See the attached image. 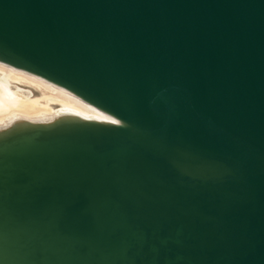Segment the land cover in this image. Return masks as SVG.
Segmentation results:
<instances>
[{"label":"water","instance_id":"obj_1","mask_svg":"<svg viewBox=\"0 0 264 264\" xmlns=\"http://www.w3.org/2000/svg\"><path fill=\"white\" fill-rule=\"evenodd\" d=\"M0 61L120 121L0 135V264H264V0H0Z\"/></svg>","mask_w":264,"mask_h":264},{"label":"bare ground","instance_id":"obj_2","mask_svg":"<svg viewBox=\"0 0 264 264\" xmlns=\"http://www.w3.org/2000/svg\"><path fill=\"white\" fill-rule=\"evenodd\" d=\"M69 117L113 119L67 89L0 61V135L31 122L49 124Z\"/></svg>","mask_w":264,"mask_h":264},{"label":"snow or ice","instance_id":"obj_3","mask_svg":"<svg viewBox=\"0 0 264 264\" xmlns=\"http://www.w3.org/2000/svg\"><path fill=\"white\" fill-rule=\"evenodd\" d=\"M106 119H110V118H107V117H106ZM111 123H113V124H119L120 121L112 119V120H111Z\"/></svg>","mask_w":264,"mask_h":264}]
</instances>
